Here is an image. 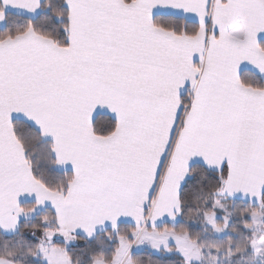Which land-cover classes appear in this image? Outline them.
Here are the masks:
<instances>
[{
  "label": "snow or ice",
  "instance_id": "6c2138e0",
  "mask_svg": "<svg viewBox=\"0 0 264 264\" xmlns=\"http://www.w3.org/2000/svg\"><path fill=\"white\" fill-rule=\"evenodd\" d=\"M0 264H264V0H0Z\"/></svg>",
  "mask_w": 264,
  "mask_h": 264
}]
</instances>
